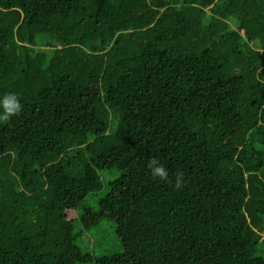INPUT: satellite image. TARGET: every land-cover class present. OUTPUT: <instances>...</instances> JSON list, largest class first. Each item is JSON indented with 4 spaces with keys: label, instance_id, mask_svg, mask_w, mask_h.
Wrapping results in <instances>:
<instances>
[{
    "label": "trees",
    "instance_id": "1",
    "mask_svg": "<svg viewBox=\"0 0 264 264\" xmlns=\"http://www.w3.org/2000/svg\"><path fill=\"white\" fill-rule=\"evenodd\" d=\"M263 10L0 0V264H264ZM101 220L120 252L84 245Z\"/></svg>",
    "mask_w": 264,
    "mask_h": 264
},
{
    "label": "rangeland",
    "instance_id": "2",
    "mask_svg": "<svg viewBox=\"0 0 264 264\" xmlns=\"http://www.w3.org/2000/svg\"><path fill=\"white\" fill-rule=\"evenodd\" d=\"M37 39H41V36H38ZM102 176L105 181H103V187L101 191L95 194L88 195L82 202L83 207H89L92 209L97 208L98 200L102 198L107 192L106 180L116 177V172L113 170L106 171L102 173ZM114 231L115 225L112 220H101L96 227L91 228L86 233V236H89V238L87 240V244L84 245L87 246V250L94 256H106L118 253L121 251V248L118 241L116 240ZM260 237L261 240H264V233H261ZM84 242L86 243L85 238Z\"/></svg>",
    "mask_w": 264,
    "mask_h": 264
},
{
    "label": "clouds",
    "instance_id": "3",
    "mask_svg": "<svg viewBox=\"0 0 264 264\" xmlns=\"http://www.w3.org/2000/svg\"><path fill=\"white\" fill-rule=\"evenodd\" d=\"M22 108L23 105L16 95L7 93L0 96V122L10 121L13 117L19 116ZM147 167L151 179L168 182L169 173L156 158H152ZM173 186L175 189H180L182 186L181 179L177 178Z\"/></svg>",
    "mask_w": 264,
    "mask_h": 264
},
{
    "label": "bare ground",
    "instance_id": "4",
    "mask_svg": "<svg viewBox=\"0 0 264 264\" xmlns=\"http://www.w3.org/2000/svg\"><path fill=\"white\" fill-rule=\"evenodd\" d=\"M261 5H262V4H261ZM263 11H264V10H263ZM238 65H239V64H238ZM242 67H243V66H242ZM242 67H241V68H242ZM242 71H243V70H242ZM238 73H239V72H238ZM238 94H239V93H238ZM239 95H240V94H239ZM232 96H233V95H232ZM236 97H237V96H236ZM238 97H239V96H238ZM228 108H229V107H228ZM240 129H241V128H240ZM245 130H246V129H245Z\"/></svg>",
    "mask_w": 264,
    "mask_h": 264
}]
</instances>
